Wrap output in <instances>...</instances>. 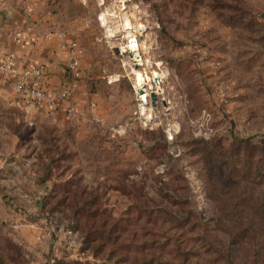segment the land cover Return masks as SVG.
Here are the masks:
<instances>
[{"label": "rangeland", "instance_id": "rangeland-1", "mask_svg": "<svg viewBox=\"0 0 264 264\" xmlns=\"http://www.w3.org/2000/svg\"><path fill=\"white\" fill-rule=\"evenodd\" d=\"M105 1L144 26L145 64L100 0L76 6L75 116L0 73V264H264V0Z\"/></svg>", "mask_w": 264, "mask_h": 264}, {"label": "crops", "instance_id": "crops-1", "mask_svg": "<svg viewBox=\"0 0 264 264\" xmlns=\"http://www.w3.org/2000/svg\"><path fill=\"white\" fill-rule=\"evenodd\" d=\"M78 1L81 5L77 4ZM86 2L87 0H0V63L9 65L18 74L23 70L43 68L51 80L49 97L59 98L66 85L75 80L72 78L68 81L65 77L70 76L67 66L68 44L76 40L85 52L87 50L80 40L87 20L79 18L77 11L75 12L76 6L80 11L84 9ZM88 9L91 10V7ZM0 73L8 78L4 72ZM77 89H72L70 95L75 103L77 92L74 94V91ZM19 103L33 112L51 110L46 102L39 107L25 100H19ZM63 104L64 102L61 106Z\"/></svg>", "mask_w": 264, "mask_h": 264}, {"label": "built area", "instance_id": "built-area-1", "mask_svg": "<svg viewBox=\"0 0 264 264\" xmlns=\"http://www.w3.org/2000/svg\"><path fill=\"white\" fill-rule=\"evenodd\" d=\"M121 3L123 7L122 10L126 9L125 1ZM100 6L104 10H100V13L98 14V21L100 23V26L105 30L106 37L108 36L109 38L113 39L116 37V35L124 33L126 43L123 47L120 48V54H127L128 58L130 59V61H132V64L135 67L141 66L140 58L142 59L143 57L144 59V43H146V41L144 39V35L140 34V31L142 30L145 32L144 26L134 23L133 19L131 18L130 21L133 26L129 28V30H131L132 33L130 37H127V28L124 24V20L121 24L122 28H120V25H118V21L120 20L119 14L115 15L116 12L109 13L108 11H106L107 6L105 0H100ZM115 19L118 21H116L114 24H111V22ZM108 27L111 28L112 33L108 30ZM68 49L69 55L67 59V66L69 75L73 78V76H75L82 68L81 65L83 59L85 58L84 56L86 52L76 40H72L68 44ZM133 49H136V51H134ZM0 72H4L7 77L13 81L20 100L29 101L36 105L35 107H39V105L43 102L48 103L50 105L48 106L49 108L55 107L61 110L64 107V112L69 117L75 116L77 113H79L77 103L72 101L70 97L72 89L78 88L79 86V83L77 81L69 82L60 97L52 99L48 95L50 76L43 70V68L23 70L21 74H18L9 65L0 63ZM143 85L144 88H139V86L135 85L134 90L138 96L137 100L140 102V105L147 106L149 104V101L152 100L151 95L153 93L157 94V91L154 90L156 88L154 85H147L146 83H144ZM156 86L158 85L156 84ZM142 90L143 93H141ZM144 93L147 95V100L143 98ZM63 102L64 104L61 106ZM52 104H55L56 106H52ZM94 106L95 104H92V107Z\"/></svg>", "mask_w": 264, "mask_h": 264}, {"label": "bare ground", "instance_id": "bare-ground-1", "mask_svg": "<svg viewBox=\"0 0 264 264\" xmlns=\"http://www.w3.org/2000/svg\"><path fill=\"white\" fill-rule=\"evenodd\" d=\"M124 24L126 25V28H127V32H126L127 33V37H130L132 31L129 30V28H131L133 26L132 23H131V21H130V19H128L127 17H125ZM108 30L112 33V30H111L110 27H108ZM133 50L136 51V49H133ZM140 61H141V65H144L145 64V61H144L143 57H142V59L140 58ZM146 61H148V60H146ZM152 74H153V81L157 85H159L161 83V79L163 78V76L160 75L159 73H157L156 71H152ZM147 80H150V78L149 77H145L143 74L136 72V79H135V81H136V84L135 85L136 86H139V88H144V85L143 84L144 83H147L146 82ZM143 95H144L143 98L146 99L147 95L145 93ZM148 108H147V106H143L141 111L148 118H152L151 114H149V112H148Z\"/></svg>", "mask_w": 264, "mask_h": 264}, {"label": "water", "instance_id": "water-1", "mask_svg": "<svg viewBox=\"0 0 264 264\" xmlns=\"http://www.w3.org/2000/svg\"><path fill=\"white\" fill-rule=\"evenodd\" d=\"M142 33H143V31L141 30V31H140V34L142 35ZM141 93H143V90L141 91ZM151 98H152L153 103L155 104V101H156V99H157L156 94L153 93L152 96H151Z\"/></svg>", "mask_w": 264, "mask_h": 264}, {"label": "trees", "instance_id": "trees-1", "mask_svg": "<svg viewBox=\"0 0 264 264\" xmlns=\"http://www.w3.org/2000/svg\"><path fill=\"white\" fill-rule=\"evenodd\" d=\"M51 110H57L58 108H55V107H51L50 108ZM59 110V109H58Z\"/></svg>", "mask_w": 264, "mask_h": 264}]
</instances>
